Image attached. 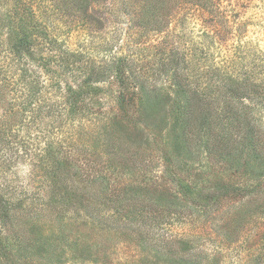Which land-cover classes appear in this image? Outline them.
<instances>
[{"label":"rangeland","instance_id":"rangeland-1","mask_svg":"<svg viewBox=\"0 0 264 264\" xmlns=\"http://www.w3.org/2000/svg\"><path fill=\"white\" fill-rule=\"evenodd\" d=\"M136 1L0 0V204L28 209L13 225L0 215V264H264V157L251 152L264 142V110L253 115L258 133L217 148L208 103L171 77L151 85L159 38L122 13L137 11ZM179 1L189 17L171 42L209 65L219 49L206 51L197 13ZM238 1L247 38L264 50V0ZM20 17L39 32L33 51L44 69L22 67L12 52ZM120 54L142 69L144 90L113 79L110 60ZM192 85L206 87L200 71ZM73 93L85 103L69 105ZM50 156L70 168L53 200ZM76 175L97 180L98 195L62 200Z\"/></svg>","mask_w":264,"mask_h":264},{"label":"trees","instance_id":"trees-1","mask_svg":"<svg viewBox=\"0 0 264 264\" xmlns=\"http://www.w3.org/2000/svg\"><path fill=\"white\" fill-rule=\"evenodd\" d=\"M137 1V11L128 10L130 7L126 9L123 6L124 11L122 13L133 14L131 18H135L136 22L139 20L145 25V29L151 28L153 35L159 38V43L155 48L157 50L156 69L152 71L155 76L151 85L154 86L158 79L171 77L170 81H174L177 88L184 89L187 94L198 98L199 101L201 100L200 103H208L211 106L209 113L212 112L207 115V119L210 118L208 124L213 127L209 128V132H211L212 140L216 141L217 148L221 147L218 145L222 143L225 147L229 146L230 150L237 149L236 146L240 144V141L246 142L247 132L258 133L259 127L263 124L260 123L259 118L253 115H256V109L264 110V50L259 49L257 44H253L252 38H247V22L242 19L243 15L238 10L241 8L239 1L189 0V4L193 8L192 15L197 13V19L201 21L198 25L202 28L204 38L209 41L206 51L212 48L213 45H217L219 49L218 57H213V53H208L209 65L204 63L205 65L202 67L198 59L192 54V50L184 47L180 48L176 42H171L172 38L181 36L182 32L178 31L176 33V30L177 28L181 30L187 22V17H189L187 16L189 15L187 13L188 9L184 7V1ZM29 9L27 6L26 10ZM112 9L110 11L113 17L117 16L119 14L118 10L114 7ZM19 19L17 38L12 44V52L22 67L37 65L43 68L46 65L43 63L44 59L42 57L37 59L33 51V38L35 35H39V32L34 33L30 29L26 18L20 17ZM172 21H175L173 24L174 29L171 32L166 31L164 33L160 26L165 25L167 27L172 24ZM41 34L47 40L44 29ZM185 34H183V37H185ZM200 53L203 54V52ZM111 59V68H113L110 71L113 73L111 76L119 86L124 87V89L128 88V78L134 79L138 85L132 79L131 81L143 90L148 86L147 80L142 78V69L139 68L138 70V67L135 66L136 61L132 55L120 54L113 56ZM211 62L213 63L211 64ZM199 71L205 79L206 85L202 90L197 85H192V74ZM28 74L29 71L25 68L22 75L26 76ZM99 74L100 72L93 71L88 76V80L90 82L96 81V79L93 81L92 78L97 77ZM200 93L202 96H198ZM4 94L3 88L0 87V97ZM206 98L209 100H204ZM69 99V105L75 108L78 104L85 103V98L82 99V95L76 93H73ZM263 150V139L258 137L257 141H253L251 145V152L255 158H263L264 154H261L264 152ZM233 156L232 151L226 150L225 158ZM48 162L50 168L53 167L54 174H56L55 177L51 178L49 199L53 200L57 196L56 180H60L59 177L62 171L65 174L70 172V168L67 165L63 167V163L53 156L49 157ZM70 183H72L71 186L62 188L63 193L61 196V192L58 193L59 197L65 202H70L72 197L69 195H75V193H80V195L83 193L89 196L94 193L98 195L99 193L94 186L97 185V180L82 181L76 175L75 180L71 179ZM90 186L94 188L92 192ZM64 190L67 196H65ZM101 198V204L104 205L105 198L103 196ZM109 201L112 202V200ZM24 210L25 207L20 202L17 203V206L15 204L12 206L8 202L2 201L0 204L1 222L13 225L14 221L20 218V215H24ZM124 227L126 228V225Z\"/></svg>","mask_w":264,"mask_h":264}]
</instances>
